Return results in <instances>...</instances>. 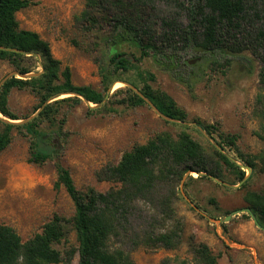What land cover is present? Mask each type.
<instances>
[{
  "label": "trees",
  "instance_id": "1",
  "mask_svg": "<svg viewBox=\"0 0 264 264\" xmlns=\"http://www.w3.org/2000/svg\"><path fill=\"white\" fill-rule=\"evenodd\" d=\"M257 2H263L258 10L263 24L251 35L244 31L243 25ZM30 6L28 0H0V46L39 57L38 60L35 56L0 51V60L8 62L14 71L23 75L34 72L39 62L43 66V73L39 76L26 80L13 76L1 87L0 114L14 121L21 118L13 114L8 106V97L13 90L30 91L38 99L39 106L66 93H77L97 105L104 100L111 78L130 71L137 72L142 87L132 84L161 113L186 121V112L169 95L148 83L155 79L152 74L139 69L142 60L151 58L159 69L182 81L190 90L189 81L179 74L182 66L186 65L183 53L200 51L212 59L213 65L222 67L224 64H220L216 57H222L227 63L229 55L245 51L256 53L264 49V0H188L186 3L180 0H85L84 9L75 20L84 34L98 36L103 45L104 56L100 66L103 90L90 86L77 87L72 83L70 70L62 69L61 63L52 56L49 43L37 33L19 28L16 14ZM160 7L168 10L169 16H162ZM182 18L186 21L185 25L181 22ZM259 60L261 93L257 106L262 122L259 138L264 142V55L260 54ZM81 102L78 97L54 100L32 121L21 125L0 120V153L9 147L16 131L29 140L31 163L42 165L54 161L56 151L52 139L62 133L54 131L50 137L42 125H55L62 104L77 106ZM109 104H104L97 111L109 110ZM117 104L131 108L147 106L129 88L124 89V97ZM88 112L96 111L89 108ZM195 121L207 134L217 132L214 126ZM180 128L182 130L176 136L162 132L145 144L135 145L122 154L116 165L103 168L98 179L118 185L105 193L93 188L80 192L70 171L57 158L54 161L57 174L54 189H65L73 203L74 215L70 219L54 215L39 234L26 242L13 228L0 224V264H72L75 255L78 256L77 264H135L132 252L137 249H176L181 243L182 230L175 218L171 197L183 177L188 174L191 180L190 174L198 173L224 181L227 173H231L236 182L241 183L246 176L236 162L214 147L210 146L208 151L195 141L186 131L188 127ZM219 139L218 145L227 148L230 153L238 136L220 133ZM235 158L250 167L252 172L256 170V156L244 159L237 154ZM199 178L208 179L202 175ZM161 187L171 191L170 197L160 201L162 219L153 218L135 227L132 224L135 204L152 201ZM244 201L257 224L264 229V194L247 192ZM170 221L176 225L167 227ZM65 224L72 225L77 247L70 248L63 255L54 245L64 239ZM194 254L193 262L165 258L159 264H217L218 257L206 245L195 247Z\"/></svg>",
  "mask_w": 264,
  "mask_h": 264
},
{
  "label": "rangeland",
  "instance_id": "2",
  "mask_svg": "<svg viewBox=\"0 0 264 264\" xmlns=\"http://www.w3.org/2000/svg\"><path fill=\"white\" fill-rule=\"evenodd\" d=\"M28 1L31 6L16 14L19 28L35 32L49 43L52 56L61 63L62 69L70 70L74 86H90L102 91L100 66L104 56L103 45L98 36L84 34L75 20L84 9L85 0ZM262 3L255 4L254 11L249 13L243 25L244 31L251 35L263 24L258 12ZM159 12L162 16H169L164 7H160ZM181 22L183 25L186 23L184 18ZM260 54L264 55V49L256 53L245 51L229 55L227 63L222 57H216L220 64H224L217 67L200 51L183 53L186 65L182 66L179 74L189 81L190 90L182 81L159 69L151 58L139 63L142 72L154 76L155 81L148 83L169 95L186 112V122L197 123L195 120H198L214 126L217 132L209 136L217 144L221 141L220 133L238 136L230 153L227 148H222L238 164L246 166L235 158L237 154L244 159L256 156L257 160L256 170L244 185L237 183L231 173L221 181L233 187L220 185L208 177L201 179L196 173H191L192 179L189 180L187 175L182 187L181 181L171 197L175 218L181 224L180 245L171 250L137 249L132 252L135 264H159L165 258L193 262L194 248L198 245H206L218 257L217 264H264V230L257 227L249 213L240 212L248 209L244 201L247 192L264 194V142L259 138L262 122L257 106L261 93L258 77ZM191 61L195 63L189 64ZM13 71L8 62L0 60V82ZM40 71L37 64L32 73ZM136 73L130 71L111 78L105 94L107 99L103 103L110 102L109 110L98 112L102 105L93 109L96 112L89 113L88 109L94 107L93 104L88 106L82 101L72 106L65 103L54 126L42 125L50 137L54 131L62 133L52 139L56 151L54 161L60 159L82 193L89 188L105 193L118 187L116 183L99 180V172L106 166L116 165L122 154L135 145L145 144L162 132L176 136L182 130L180 126H185L162 120L148 106L131 108L117 104L124 97V89L127 88L124 83L142 87ZM68 97L72 96L61 95L55 100ZM8 106L23 120L36 114L42 105L39 106L38 99L30 91L13 90L8 97ZM185 127L206 150L213 147L196 127ZM29 144L28 138L15 131L9 147L0 153V224L13 228L23 242L39 234L54 215L66 219L74 215L73 203L65 189H54L57 178L55 162L31 163ZM170 192L161 187L152 201L136 203L132 224L138 227L153 218L162 219L160 201L170 197ZM227 216H230L228 221H218ZM167 225L170 228L176 224L170 221ZM64 232L61 243L54 245L63 255L70 248L77 247L72 225L65 224ZM77 262L78 256L75 255L72 264Z\"/></svg>",
  "mask_w": 264,
  "mask_h": 264
},
{
  "label": "water",
  "instance_id": "3",
  "mask_svg": "<svg viewBox=\"0 0 264 264\" xmlns=\"http://www.w3.org/2000/svg\"><path fill=\"white\" fill-rule=\"evenodd\" d=\"M0 51H7V52H14V53H18V54H22V55H26V56H35L38 60H39V57L38 55L36 54H33V53H26V52H23V51H20L18 49H14V48H9V47H1L0 46ZM192 63H195V61H191L189 62V64H192ZM39 66L41 68V71L40 72H37V73H29V74H20L16 71H13L12 73L8 74L1 82H0V89L1 87L3 86V84L8 80L10 79L11 77L13 76H17L19 79H23V80H26V79H30V78H33V77H37L39 76L41 73H43V66L41 64V62H39ZM125 86L127 88H129L130 90H132L136 95H138L141 99L144 100V102L147 104V106L159 117L161 118L162 120L166 121V122H169V123H174V124H181V125H185V126H194L196 127L206 138L207 140L210 141V143L213 145V147L219 151L220 153H222L223 155H225L226 157L229 158V160H231L232 162H236V164L242 169V170H246L247 171V175L245 176V178L243 179V181L240 183L243 184L250 176V174L252 173V170L250 167L248 166H243V165H240L237 163V161H235V159L231 156H229L221 147L218 146L217 142L211 137L209 136V134H207V132L197 123H194V122H186V121H178L176 119H172V118H169L167 116H165L163 113H161L157 108L156 106L147 98L145 97L141 92L140 90H138L137 88H135L133 85L131 84H128V83H124ZM61 95H67V96H72V97H78L80 98L85 104H87L88 106H90L92 103H90L89 101H87L85 98H83L82 96L78 95L77 93H66V94H61ZM60 95V96H61ZM59 96V97H60ZM107 99V96L104 98V100L100 103V104H97V105H94V107H91V109H94L96 107H101L104 103V101ZM55 99L54 98H51L49 100H47L42 106L41 108H39V110L36 112V114H34L33 116L27 118V119H23V120H19V121H14V120H10L8 118H5V117H2V115L0 114V120L3 122V123H7V124H12V125H21V124H25V123H28L30 121H32L35 117L38 116V114L43 110V108L50 102L54 101ZM198 174V173H196ZM188 174H186L184 177H183V180H182V183H181V187L183 185V182L186 178ZM198 175H202V176H207L208 178H210L211 180H213L214 182L220 184V185H223V186H227V187H233L232 185L230 184H227L219 179H216L214 177H211V176H208L206 174H198ZM195 208V207H194ZM196 209V208H195ZM197 210V209H196ZM240 212H247L250 214V216L254 219L257 227L261 228L259 224H257V221L255 219V217L252 215L251 211L249 209H243V210H240ZM238 213V212H236ZM230 219V216H227L225 218H221L219 219L218 221L219 222H224V221H228ZM262 230H264L263 228H261Z\"/></svg>",
  "mask_w": 264,
  "mask_h": 264
}]
</instances>
